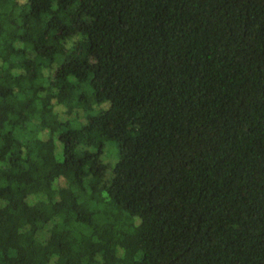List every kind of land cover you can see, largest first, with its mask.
I'll use <instances>...</instances> for the list:
<instances>
[{"label":"trees","instance_id":"1","mask_svg":"<svg viewBox=\"0 0 264 264\" xmlns=\"http://www.w3.org/2000/svg\"><path fill=\"white\" fill-rule=\"evenodd\" d=\"M0 264H264V0H0Z\"/></svg>","mask_w":264,"mask_h":264},{"label":"rangeland","instance_id":"2","mask_svg":"<svg viewBox=\"0 0 264 264\" xmlns=\"http://www.w3.org/2000/svg\"><path fill=\"white\" fill-rule=\"evenodd\" d=\"M99 108L100 107H98V106L95 107L94 110L91 113H94V112L98 111ZM67 119L70 121V123L75 124V125H80V124H82L84 122V119L81 121L80 119H77V118H74V117H69ZM107 145H109V143Z\"/></svg>","mask_w":264,"mask_h":264}]
</instances>
